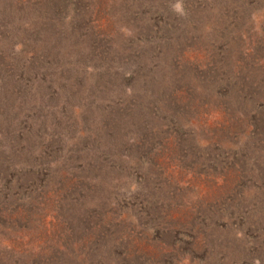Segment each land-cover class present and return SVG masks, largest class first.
Here are the masks:
<instances>
[{"label":"rangeland","instance_id":"obj_1","mask_svg":"<svg viewBox=\"0 0 264 264\" xmlns=\"http://www.w3.org/2000/svg\"><path fill=\"white\" fill-rule=\"evenodd\" d=\"M264 264V0H0V264Z\"/></svg>","mask_w":264,"mask_h":264},{"label":"clouds","instance_id":"obj_2","mask_svg":"<svg viewBox=\"0 0 264 264\" xmlns=\"http://www.w3.org/2000/svg\"><path fill=\"white\" fill-rule=\"evenodd\" d=\"M185 264H187V262L185 261Z\"/></svg>","mask_w":264,"mask_h":264}]
</instances>
